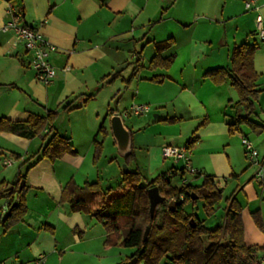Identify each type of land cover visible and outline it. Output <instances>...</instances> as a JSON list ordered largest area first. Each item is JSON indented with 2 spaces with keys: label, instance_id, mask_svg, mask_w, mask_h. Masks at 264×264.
<instances>
[{
  "label": "crops",
  "instance_id": "0c3cea01",
  "mask_svg": "<svg viewBox=\"0 0 264 264\" xmlns=\"http://www.w3.org/2000/svg\"><path fill=\"white\" fill-rule=\"evenodd\" d=\"M245 1L0 0V117L26 120L30 114L43 116L54 110L57 116L52 127L69 137L72 149L54 160L37 159L49 125L31 139L0 133V207L16 198L14 184L26 174V211L8 227L0 226L1 263L33 264L39 254L44 256L43 264L57 259L62 263L67 251L81 253L72 249L76 234L84 235L95 218L70 210L68 203L60 200L61 192L69 181L79 186L94 181L88 179L87 161L96 168L102 160L112 100L117 110L133 103L151 106L149 112L134 116L140 118L127 124L134 151L130 170H142L148 176L172 170L178 173L183 168L182 177L177 176L193 184H199L204 174L229 178L244 170L245 151L239 135L248 136L246 130L251 128L241 123L239 130L230 131L228 123L234 119L238 93L229 76L211 74L217 68L230 69L235 46L256 44L253 67L258 73L257 91L249 118L264 123V115L258 114L264 113V40L256 33V16L264 19V0H253L250 9L245 8ZM8 2L19 10L21 22L37 28L58 48L50 55L56 76L48 85L35 78L23 43L11 29L2 28L10 19ZM156 55L172 60L167 66L160 62L151 65ZM136 60L140 68L134 71ZM65 65L69 69L64 70ZM115 71L119 75L113 81L101 83ZM90 94L93 97L82 105ZM101 125L107 137L94 161V138L101 139ZM191 138L195 142L186 152V163L197 169V174L188 172L183 159L174 161L162 154L163 146H184ZM257 152L258 159L264 160V153ZM97 169L95 181L102 193L106 188ZM32 207L34 213L28 215ZM241 218L246 244H264L242 211ZM59 227L72 236L61 242ZM100 229V236L85 240L101 239L106 249V231ZM57 248L58 254L54 253Z\"/></svg>",
  "mask_w": 264,
  "mask_h": 264
},
{
  "label": "trees",
  "instance_id": "16d2710c",
  "mask_svg": "<svg viewBox=\"0 0 264 264\" xmlns=\"http://www.w3.org/2000/svg\"><path fill=\"white\" fill-rule=\"evenodd\" d=\"M255 48L256 44L253 43L235 46L232 49L230 69L217 68L211 74L214 77V73H221L219 78L229 76L231 85L237 90L238 100L233 105L234 119L228 123L231 132L239 130L241 123L248 124L253 130H264V123L254 122L249 118V115L254 113V98L257 91L258 73L253 67ZM158 58L157 55L154 56L150 64L160 62L167 66L172 60V57H168L159 58L157 61ZM135 64L134 71H137L140 68L138 60ZM117 75L118 71L108 74L102 78L101 83L111 82ZM134 75L132 72L131 76ZM92 97L93 94L85 96L82 105ZM114 113L115 111L108 110L109 116ZM56 116V111L49 110L43 116L30 114L26 120L0 117V133L9 132L31 139L40 135L49 125V129L42 136L44 143L37 159L46 157L54 160L64 152L72 151L69 137L60 135L52 127ZM98 131L102 139L94 138V161L99 157L103 139L107 134L106 128L102 125ZM194 142L195 138H191L185 147L190 149ZM19 157L18 154L15 155V158ZM129 159H134L133 149L126 156V160ZM178 171L182 177L184 169L180 168ZM121 173L119 188L105 189L102 193L98 181L85 182L81 186L69 181L62 189L60 200L67 202L72 211H82L97 217L106 231L104 242L106 245L121 243L133 247L134 251L127 260L136 257L137 262L143 260L144 264H160L163 258L165 259L162 264H258L260 253L264 252V244H246L241 206L233 195L227 199L223 221L215 227H208L204 223L205 219H200L185 209L186 202L200 200L207 217L215 213L222 196V188L213 176L204 174L199 184L182 182L180 186H173L171 178L178 174L176 170L169 174L160 173L146 183H141L142 175L137 170L129 169L127 172L122 170ZM21 180H24L22 186ZM25 180L26 174H23L14 184L17 195L9 202V215L3 225L8 226L16 222L26 211ZM153 185L158 186L164 201L158 204L160 209L155 208L151 215L147 188ZM261 199L264 200V194L261 195ZM15 201L16 204L13 205ZM252 215L256 224L264 231V212L254 211ZM191 218L193 222H190ZM147 226L149 231L143 238ZM123 227L124 232L119 233Z\"/></svg>",
  "mask_w": 264,
  "mask_h": 264
},
{
  "label": "rangeland",
  "instance_id": "374dc122",
  "mask_svg": "<svg viewBox=\"0 0 264 264\" xmlns=\"http://www.w3.org/2000/svg\"><path fill=\"white\" fill-rule=\"evenodd\" d=\"M112 101L113 103H111L110 107L113 110H117L115 100ZM128 108L129 106L124 109L123 107L119 106L118 110L116 111L122 117L123 121L126 120L125 125L127 127V124H130L131 121L140 118L134 117L133 114L129 113ZM258 114L264 115V113L260 111L258 112ZM109 119L110 117L107 119L106 122V124H108V139L105 143V151L103 153L101 162H99L96 168H98L97 170L98 172H100V181L103 182V188L117 189L120 186L119 184L122 176L121 172L122 170H124V166L126 165L128 168H130L131 166L129 165H131V161L133 159L126 160V157L120 156L118 154L117 147L110 129ZM64 124H66V121H64ZM243 125L251 128L246 124ZM246 132H248V136L246 137L251 140V142L254 144V147L259 151V153H264V133L259 134L257 132L252 131L251 129H247ZM6 154L10 157H13L11 150H7ZM243 158L245 162L243 166L244 170L240 174L236 176H230L229 178H225L223 176L215 177V181L222 188V196L217 204L216 211L212 216L207 217L205 215L202 209V202L200 200H196L195 202H186L184 204V207L187 212L195 214L200 219H205L204 223L208 227H215L217 224L223 221L224 208L227 204V199L230 195H233V197H235V199L241 206L242 215L244 216L245 220L249 222V224L251 223V227L256 233L257 237L260 236L261 238H264V231L259 228L252 215V212L254 211L264 212V200L261 199V195L264 194V182H260L254 178L256 166L249 161V158L246 153L245 157ZM92 163L90 161H87L86 167H88V169L90 170L89 172H91V175L88 179L90 181H95L97 180L95 171L96 168L92 166ZM141 175V183H146L147 181H150L157 176V174H148V176H146V174L142 170ZM177 175L171 178V184L173 186H180L182 184L181 178ZM201 180L202 179H199V183L201 182ZM1 203L2 199L0 200V204ZM158 209H160L159 205H157L156 207V210ZM33 211L34 210L32 207L28 215L30 213L33 214ZM88 215L93 216L95 219H93V221H91V225L86 228L84 235L76 234L78 240L76 239L77 243L72 247L73 250H80L81 253L67 251L64 262L59 263L57 259L54 260L53 264H127V257L133 253V247L124 246L121 243H116L108 245L105 249V246L101 239H95L93 241L85 240V238L88 237L100 236V228H104L102 222L97 217L91 214ZM50 225L53 226L54 224L50 222ZM0 226L8 227L7 225L1 224ZM123 232L124 227L121 228L119 233ZM58 235L60 236V241L62 242L64 238L72 236V233L67 232L63 227H59ZM58 251L59 249L57 248L54 253L58 254ZM48 255H50V253H48L46 256ZM164 259L165 258L161 260L160 264L163 263ZM137 264H144V262L143 260H139Z\"/></svg>",
  "mask_w": 264,
  "mask_h": 264
},
{
  "label": "built area",
  "instance_id": "2783aa9c",
  "mask_svg": "<svg viewBox=\"0 0 264 264\" xmlns=\"http://www.w3.org/2000/svg\"><path fill=\"white\" fill-rule=\"evenodd\" d=\"M253 0L245 1V8L250 9ZM7 12L10 15V19L3 25V29H11L16 36L18 41H21L24 45L25 50L29 53V66L33 69L35 73V78L45 84H50L56 76V67L50 61L51 53L58 50V48L48 41L41 32L24 22L20 21L21 14L17 7L8 2ZM256 33L258 37L264 40V19L258 14L256 16ZM64 70L69 69L68 65L63 67ZM150 111V105L146 103H133L129 106L128 112L134 116H139ZM241 144L245 153L247 154L249 161L256 166V171L254 173V178L260 182H264V160L258 159V152L254 147L253 143L245 135L241 136ZM187 148L184 146L175 145H165L162 147V154L164 157H171L174 161L183 159L185 161V166L190 174H197L198 170L187 165L186 152ZM182 182H186L183 179ZM9 202L7 205H2L0 207V218L3 216L4 212L9 208ZM44 256L42 254L37 255L33 264H43ZM0 264H4L1 263ZM14 264H24L22 262H16ZM258 264H264V252L260 253L258 257Z\"/></svg>",
  "mask_w": 264,
  "mask_h": 264
},
{
  "label": "water",
  "instance_id": "95a60500",
  "mask_svg": "<svg viewBox=\"0 0 264 264\" xmlns=\"http://www.w3.org/2000/svg\"><path fill=\"white\" fill-rule=\"evenodd\" d=\"M110 123V129L113 135V139L116 143L117 151L120 156L126 157L128 156L132 151V136L131 131L129 128L125 125L122 117L119 114H113L110 116L109 119ZM129 168L125 165L124 171H128ZM24 183V180H21L20 186H22ZM147 195L149 199V211L152 215L156 206L164 201V196L161 195L158 186L153 185L147 188ZM16 204V201L13 203V205ZM9 215V211H5L3 216L1 217V223H4V221L7 219ZM190 222H193V218L190 219ZM149 226L146 227L143 238H145L148 234ZM127 264H137L136 257H132L127 261Z\"/></svg>",
  "mask_w": 264,
  "mask_h": 264
}]
</instances>
